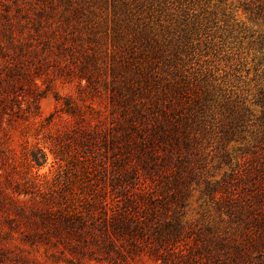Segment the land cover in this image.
<instances>
[{
	"label": "rangeland",
	"instance_id": "obj_1",
	"mask_svg": "<svg viewBox=\"0 0 264 264\" xmlns=\"http://www.w3.org/2000/svg\"><path fill=\"white\" fill-rule=\"evenodd\" d=\"M231 1L18 0L16 46L0 40V264H218L203 246L249 197L264 92ZM167 102L190 148L126 147L125 119ZM164 222L182 227L159 241Z\"/></svg>",
	"mask_w": 264,
	"mask_h": 264
},
{
	"label": "trees",
	"instance_id": "obj_2",
	"mask_svg": "<svg viewBox=\"0 0 264 264\" xmlns=\"http://www.w3.org/2000/svg\"><path fill=\"white\" fill-rule=\"evenodd\" d=\"M4 1L0 0V4L5 6L3 12H0L3 19L0 25V40L5 37L12 46H16L13 45V40L18 39V36L13 32V27L18 23L15 17L20 15L22 4L18 0H13L17 11L16 14H10L7 9L9 5ZM229 8L230 12H242L251 26L255 27L251 36L256 35L257 41L254 39L252 43L259 44V49L263 52L260 65L264 66V0H232ZM69 11V14L76 16L80 8L76 6L69 8ZM60 18L64 22L69 20L67 14L61 15ZM40 26V24L34 26L36 31H39ZM17 46L22 48L21 43ZM78 50L81 51L84 48L80 47ZM262 72L264 75V68ZM156 105L157 111L160 112V118H154L156 122L144 124L141 120L139 127L136 123L127 122L125 119L126 122L119 128L126 147L145 150L152 147L154 143H160L159 145L166 150L168 156L166 160L171 162L174 153L181 155L184 150H188L191 140H196L198 135L186 130L187 122L182 117L178 118L177 110L171 103H156ZM252 105L254 108H251V113L255 114L256 107H259L260 113L253 138L255 144L252 147V164L249 173L251 183L249 197L244 202L237 200L234 230L220 235L214 246L211 242L203 246L208 256L215 257L218 264H264V92L253 101ZM144 106L145 104L142 103L139 108L143 109ZM141 112L142 110L138 114L143 116ZM147 119L145 117L144 120ZM181 227L180 223L172 226L170 222H164L163 226L157 229L159 241L169 237L163 234L165 231L171 232L174 229L175 232H179Z\"/></svg>",
	"mask_w": 264,
	"mask_h": 264
}]
</instances>
